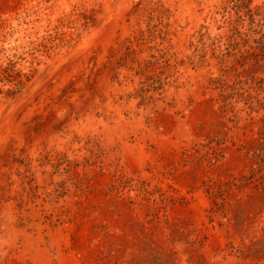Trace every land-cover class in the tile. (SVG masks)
Instances as JSON below:
<instances>
[{"label":"rangeland","instance_id":"1","mask_svg":"<svg viewBox=\"0 0 264 264\" xmlns=\"http://www.w3.org/2000/svg\"><path fill=\"white\" fill-rule=\"evenodd\" d=\"M0 264H264V0H0Z\"/></svg>","mask_w":264,"mask_h":264}]
</instances>
